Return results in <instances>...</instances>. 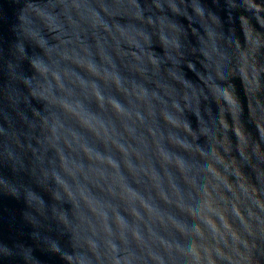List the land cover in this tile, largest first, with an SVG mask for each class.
Returning a JSON list of instances; mask_svg holds the SVG:
<instances>
[{
    "label": "clouds",
    "instance_id": "obj_1",
    "mask_svg": "<svg viewBox=\"0 0 264 264\" xmlns=\"http://www.w3.org/2000/svg\"><path fill=\"white\" fill-rule=\"evenodd\" d=\"M0 264H264V0H0Z\"/></svg>",
    "mask_w": 264,
    "mask_h": 264
}]
</instances>
